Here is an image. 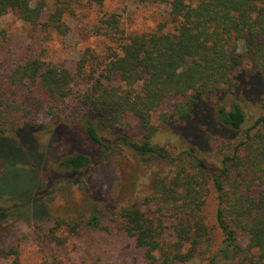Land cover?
I'll list each match as a JSON object with an SVG mask.
<instances>
[{
  "label": "trees",
  "instance_id": "trees-1",
  "mask_svg": "<svg viewBox=\"0 0 264 264\" xmlns=\"http://www.w3.org/2000/svg\"><path fill=\"white\" fill-rule=\"evenodd\" d=\"M79 1L0 0V15L15 12L33 27L62 35L63 16ZM165 2L171 31L158 24L152 31L124 34L119 15L108 13L100 30L114 38L115 46L103 54L84 49L76 73L39 54L11 67L5 64L0 71V144L17 150L23 141L34 150L31 135L39 129L37 117L58 120L71 96L87 113L84 132L92 144L106 146L92 116L102 128L116 132L129 114L142 128L141 138L133 141L123 135L119 140L140 161L149 160L148 192L116 206H98L85 198L69 206L68 215L54 216L45 238L62 245L79 229H114L132 239L143 264H264V0ZM77 74L86 77L87 85L74 95L69 84ZM16 89L22 90L19 99L13 94ZM239 93L254 95L257 113L247 123ZM210 95L218 96L211 105L206 98ZM171 97L179 99L158 120L174 125L185 145L168 149L151 143L158 127L151 114ZM227 97L231 99L226 102ZM57 128L62 126L53 130ZM51 140L36 154L26 151L27 157L37 159L33 170L16 168L25 173L28 189L0 198H28L44 178L43 189L63 182L84 186L80 172L88 156L71 147L53 154ZM3 155L0 151V159L8 162ZM17 163L28 162L23 158ZM36 211L38 219L49 217ZM6 213L0 206V220ZM4 228L0 224V257L15 251L1 243Z\"/></svg>",
  "mask_w": 264,
  "mask_h": 264
},
{
  "label": "rangeland",
  "instance_id": "rangeland-1",
  "mask_svg": "<svg viewBox=\"0 0 264 264\" xmlns=\"http://www.w3.org/2000/svg\"><path fill=\"white\" fill-rule=\"evenodd\" d=\"M167 11L168 5L165 0H102L100 4L94 0H80L71 7L70 13L64 14L66 29L62 35L39 25L33 27L20 20L15 12L9 11L0 15V71L5 69L3 66L11 67L26 57L39 54L45 60L76 73L75 64L84 49L88 48L96 54H103L109 47L115 46L114 38H110L100 30L101 21L108 13L119 15V25L124 34H137L152 31L158 24H164V31H171V27L166 22ZM238 48V51L242 50ZM247 65V63L242 64L246 70L249 67ZM87 68L88 65L85 66V70ZM98 72L99 70L95 74ZM85 78L78 74L74 75L73 81L69 84L74 95L86 88ZM112 78L111 82L116 83V77L112 76ZM142 78L144 79L145 76ZM21 92V89H16L13 94L19 99ZM253 96L250 93L237 95L238 101L245 109L246 123L257 113L254 99L251 98ZM206 98L209 105L218 100L217 95ZM178 99L168 98L152 112L151 122L158 127L151 143L164 144L168 149H171L173 144L185 145L179 134L175 132L174 125L160 123L158 120L159 113L169 110ZM229 99L231 98L227 97L226 102ZM66 100L68 110L66 113H61L58 120L49 121L45 117H37L35 124L39 129L31 135L36 145L34 150L33 147H28V143L26 146L23 141H18L17 150L13 148L7 150L3 144H0L3 156L9 159L6 163L0 159V194H18L28 189L29 183L24 176L25 173L16 168H22L24 171L33 170L37 159L35 158L34 161L25 153L27 150H32L34 154L41 151L50 136L53 138L50 143L53 154L57 155L71 147L88 156L89 161L80 172L83 175L84 186L68 187L63 182L53 188L46 186L43 189L47 183L44 178L41 182L42 187L34 188L35 192L31 191L28 198L17 200L9 199L7 195L1 197L0 206L7 208L6 215L0 220V224L5 227L1 243L15 251L14 254L0 257V264H42L44 260L49 264L53 262L117 264L121 261L127 264H143L141 251L133 247L132 239L114 229H107L108 231L79 229L76 234L69 235L62 245H55L44 236L53 224L54 216L68 215V207L82 204L85 198L97 203L98 206H116L135 202L148 192L151 173L149 160L140 161L119 140L123 135L129 140H140L143 130L137 120L129 114L126 115L122 127L114 132L102 128L91 115L97 134L106 146L92 144L84 132L83 120L87 114L85 109L77 104L72 96ZM56 125L57 127L61 125L62 129L57 128L54 131ZM23 158H26L27 164L17 163ZM37 173L39 175V171ZM40 177L41 174L38 180ZM213 194L212 192L207 196L208 204H211ZM38 195L41 197L32 198ZM36 210L45 211L43 214L49 217L38 219ZM181 264L200 263L187 261Z\"/></svg>",
  "mask_w": 264,
  "mask_h": 264
}]
</instances>
